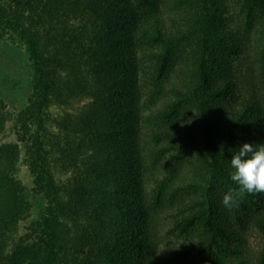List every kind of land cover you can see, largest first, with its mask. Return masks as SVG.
Returning a JSON list of instances; mask_svg holds the SVG:
<instances>
[{
	"label": "trees",
	"instance_id": "obj_1",
	"mask_svg": "<svg viewBox=\"0 0 264 264\" xmlns=\"http://www.w3.org/2000/svg\"><path fill=\"white\" fill-rule=\"evenodd\" d=\"M187 1L188 12L178 16L163 9L165 0H0V28L21 36L35 67L26 105L15 115L0 105V130L14 120L17 136L0 145V232L15 231L34 205L45 202L37 236L8 257L0 253V264H156L158 214L161 206L176 204L175 230L203 229L194 244L202 264H250L217 184L226 192L235 188L230 159L242 143L264 144V100L255 91L231 99L234 75L216 73L219 5ZM246 2L264 15V0ZM191 39L198 53L185 76L214 178L196 199L181 196L194 183L174 181L186 150L180 152L172 125L185 99L153 108L180 47ZM260 59L264 77V43ZM80 96L92 100L62 116L65 141L49 146L41 131L46 107ZM22 154L31 166V188L13 174ZM64 171L71 174L60 181L57 173ZM237 201L235 218L243 222V212L256 207L264 234V194ZM257 261L264 264V245Z\"/></svg>",
	"mask_w": 264,
	"mask_h": 264
},
{
	"label": "rangeland",
	"instance_id": "obj_2",
	"mask_svg": "<svg viewBox=\"0 0 264 264\" xmlns=\"http://www.w3.org/2000/svg\"><path fill=\"white\" fill-rule=\"evenodd\" d=\"M218 7L217 23L222 36L216 43L219 62L216 71L218 78L225 75H234L236 93L232 100L241 98L242 93L255 91L259 98L264 100V77L259 70L260 54L264 43V15L246 2V0H213ZM187 0H165L163 9L169 15L185 16L188 12ZM214 13L217 12L214 10ZM197 41L191 39L182 44L178 51L175 66L169 75L164 93L158 97L154 104L155 111L163 109L169 102L185 99L179 115L172 125L179 135L178 145L186 155L176 165L174 181L176 184L188 186L194 183L190 192L183 191L182 198L203 197L207 194L209 186L214 181L211 157L206 148V134L199 115V108L194 96L188 91L187 77L192 73L194 58L197 55ZM187 77H186V76ZM221 76V77H220ZM35 80V67L31 59L27 44L15 31H3L0 28V105L11 113L17 114L27 103L29 95L33 92ZM181 89L182 93H177ZM185 92V93H184ZM184 93V94H183ZM249 95V94H248ZM91 97H72L69 101H53L46 107L44 127L41 129L44 140L52 144L65 141V133L59 125L62 116L71 115L82 110ZM248 123L245 126L249 127ZM250 130L246 128V133ZM245 132V129H244ZM14 120H9L0 130V145L5 142L16 141ZM81 155L84 161L90 160ZM171 152L167 154L170 156ZM153 168V167H151ZM13 174L20 178L29 188L33 186V174L30 163L22 154L18 159ZM71 172H58L61 180L68 177ZM222 196L225 189L217 184ZM34 200V197L32 198ZM238 202V201H237ZM41 201L34 205L31 213L21 220L15 231L2 234L0 232V253L8 257L16 249L18 243L37 236V220L43 212ZM234 208V207H233ZM230 208L229 218L233 219L234 227L238 229L241 238L239 243L244 256L250 264H258L257 255L264 245V234L256 224L255 214L259 213L256 207L249 212H243L245 218L240 222L235 218V212ZM158 214V234L156 235L157 249L154 252L156 264H202L200 255L194 246L195 242L204 236L201 225H198L189 234H180L174 229L175 220L181 211L179 205L171 207L161 206ZM262 211V209L260 210ZM157 228V226H156ZM232 257H230L231 260ZM6 260H9L7 258ZM231 262V261H229Z\"/></svg>",
	"mask_w": 264,
	"mask_h": 264
},
{
	"label": "clouds",
	"instance_id": "obj_3",
	"mask_svg": "<svg viewBox=\"0 0 264 264\" xmlns=\"http://www.w3.org/2000/svg\"><path fill=\"white\" fill-rule=\"evenodd\" d=\"M230 180L235 188L222 198L225 208L237 207L246 195L264 194V144L242 143L230 159Z\"/></svg>",
	"mask_w": 264,
	"mask_h": 264
}]
</instances>
